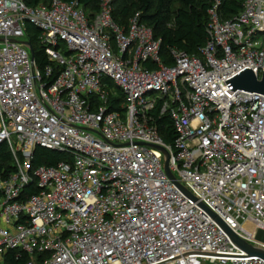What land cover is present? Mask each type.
Listing matches in <instances>:
<instances>
[{"label":"built area","instance_id":"obj_1","mask_svg":"<svg viewBox=\"0 0 264 264\" xmlns=\"http://www.w3.org/2000/svg\"><path fill=\"white\" fill-rule=\"evenodd\" d=\"M220 7L212 0L199 53L173 49L165 65L153 29L139 12L117 23L113 0L95 14L78 1L0 0V145L10 153L0 258L16 249L30 256L23 264H264L219 221L264 250V94L226 82L246 68L264 74V0L226 18ZM29 23L41 30L43 68L24 43ZM159 102L173 143L155 123ZM38 146L66 158L35 167Z\"/></svg>","mask_w":264,"mask_h":264},{"label":"trees","instance_id":"obj_2","mask_svg":"<svg viewBox=\"0 0 264 264\" xmlns=\"http://www.w3.org/2000/svg\"><path fill=\"white\" fill-rule=\"evenodd\" d=\"M47 0H26L28 5H38ZM67 2L78 1L92 14L98 13L101 9L102 0H65ZM178 1L180 6L173 9V3ZM245 0H221L220 12L223 17H232L238 14L244 7ZM212 0H113V19L121 24L127 25L131 16L140 13L141 22L150 26L156 38L161 40L160 55L165 65H172L174 59L172 50H184L190 54H198L199 49L205 46L210 38L208 31L209 8ZM28 34L33 44L34 57L43 68L49 63L45 50L37 43L41 30L32 23L27 26ZM37 43V44H36ZM148 66H150L148 64ZM56 67L51 80L59 73ZM112 87V81L108 80ZM116 95L112 101L113 109H120L124 101L121 90L116 89ZM161 102L156 108L155 123L164 140L173 143L176 138V129L169 114L160 115ZM158 113V114H157ZM66 158L61 153L43 146H38L34 153L33 165H57L59 161ZM10 153L6 145H0V169L8 165ZM38 192L36 185L32 184L25 189V193ZM30 259V256L16 249L7 250L0 258V264H23Z\"/></svg>","mask_w":264,"mask_h":264},{"label":"water","instance_id":"obj_3","mask_svg":"<svg viewBox=\"0 0 264 264\" xmlns=\"http://www.w3.org/2000/svg\"><path fill=\"white\" fill-rule=\"evenodd\" d=\"M25 44L31 47V52L34 57V49L30 41H24ZM231 90L236 91L237 89H242L249 92H259L264 94V74L261 78H258L255 72L246 68L233 78L226 81ZM165 169L169 176L175 180L173 174L169 168V156L167 155V159L165 161ZM177 183V182H176ZM179 185V183H177ZM184 191L188 192L183 186L179 185ZM222 226L227 230L231 238L243 249H245L251 255H258L264 258V250L254 247L247 241L240 238L233 230H231L222 220H220Z\"/></svg>","mask_w":264,"mask_h":264},{"label":"rangeland","instance_id":"obj_4","mask_svg":"<svg viewBox=\"0 0 264 264\" xmlns=\"http://www.w3.org/2000/svg\"><path fill=\"white\" fill-rule=\"evenodd\" d=\"M180 6V3L178 2V1H175L174 3H173V9H176V8H178ZM37 44V43H36Z\"/></svg>","mask_w":264,"mask_h":264}]
</instances>
